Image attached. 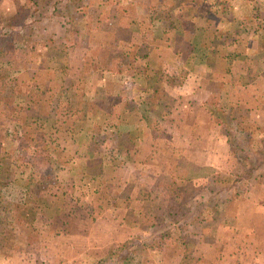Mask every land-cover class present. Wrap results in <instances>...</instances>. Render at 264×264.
Segmentation results:
<instances>
[{"label":"crops","instance_id":"obj_1","mask_svg":"<svg viewBox=\"0 0 264 264\" xmlns=\"http://www.w3.org/2000/svg\"><path fill=\"white\" fill-rule=\"evenodd\" d=\"M69 4H75L71 8L76 17L66 45L55 54L38 49L35 56L48 59L44 67L35 59L14 67L16 80L27 75L24 71H32L29 68L41 76L32 80L30 88L26 85L33 97L21 98L14 92L9 96L7 92L18 82L13 85L12 80L5 92L6 84L0 83V196L23 209L21 216L41 228L37 231L45 229L49 235V230H57L55 242L63 239L67 251L90 246L84 243L87 239L59 235L74 226L82 229L68 221L73 215L92 216L86 232L99 229L108 237L125 232L124 242L131 240L142 230L133 218V202L138 207L134 213L145 217L143 204L163 200L161 192L137 190L136 185L171 174L169 160L187 161L188 179L199 164L223 167L228 140L213 128L207 105H236L245 116L250 113L252 120L264 121V0H78ZM61 22L62 30L69 27ZM48 169L50 177L45 175ZM176 169L181 175L182 168ZM106 185L118 192L131 185L133 193L126 192L120 203H109L102 198ZM86 195L92 196V204ZM246 208L231 230H235L233 238L223 240L222 246L216 240L197 244L187 254L207 264H244L240 259L246 251L252 255L247 264H264V208L253 206L247 213ZM116 210L123 211L119 214L125 224L103 226L98 216ZM40 213L45 218L35 222ZM248 216L249 222L244 223ZM110 242L107 239L104 246ZM4 259L0 257V262ZM12 261L21 262L20 258ZM65 262L58 258V263Z\"/></svg>","mask_w":264,"mask_h":264},{"label":"rangeland","instance_id":"obj_2","mask_svg":"<svg viewBox=\"0 0 264 264\" xmlns=\"http://www.w3.org/2000/svg\"><path fill=\"white\" fill-rule=\"evenodd\" d=\"M65 0H0V28H3L6 30L8 27L7 24L12 18V16H17V21L19 24V28L15 29L18 32H21L19 36H23L24 38L21 40H17L19 49L25 46L32 47L31 53L26 61L22 62H16L14 66H11L10 64H2L0 63V67H4L8 69L10 72V75L8 73L9 82L13 81V85L15 84V81L18 82V86L20 84H23L22 88H17V85L12 87V91L9 90L8 95L12 96V94H20L19 97L23 98L22 95H27L29 99L33 97V92L30 90L29 95V88L32 85V80H35L37 78V74L34 73L32 68V71L28 70L27 72L24 71L27 75L20 76V79H17L18 71L16 72L14 70V67L18 69L21 67L22 64H25V62H31L35 59L36 63H41V65L44 67V64H47L46 61H48L47 57L38 58L37 55L35 56V52L38 51V49H47L51 50V54L59 53L65 44L66 37L71 36V33L73 34L74 30L70 28V24L73 22V19L75 16V8H71L75 4H72L71 7H69V3H77L78 0H69L64 2ZM75 1V2H74ZM82 1V0H80ZM59 3V4H56ZM61 3H64V5H61ZM64 6H67L68 10H64ZM4 8V10L2 9ZM8 8L9 12L6 10ZM10 9L12 11L16 12L13 13L10 16ZM55 12V14H53ZM53 20V21H50ZM56 20V21H55ZM61 21H65V23L69 24L68 28H62L64 25ZM25 29H24V28ZM22 28V29H21ZM53 36H56L54 38ZM56 40V42H55ZM8 47V46H6ZM37 53V52H36ZM19 57L23 55V53L18 52ZM59 58H63L59 55ZM26 65V64H25ZM37 65V64H36ZM29 66V65H28ZM20 73V72H19ZM4 74V73H2ZM12 77V78H11ZM14 77V78H13ZM1 80V78H0ZM6 84V83H3ZM11 83L9 84L8 88H11ZM26 85L29 88H26ZM11 92H14L11 94ZM223 105L226 106V108L222 107ZM222 106H215L213 105H207L206 109L211 112V109H214L215 115H219V119L212 118L213 128L218 129L219 132L222 134L225 133L224 128L226 125V120L230 122L231 120L234 121L237 119L236 122L240 124L242 128H246L250 132L253 133L254 138L262 140V143L264 142V121L263 123H259L260 120H252L250 117V113H248L246 116L244 115L243 109H241L239 106L232 105L229 106L228 104H222ZM227 113H233V117L226 118L224 123L221 122V119L223 120L224 112ZM213 117V116H212ZM253 122V123H252ZM227 128V127H226ZM258 133H262L263 135L260 136ZM229 154L226 158L227 162L223 165V167L217 168L218 165L216 163L213 164V166H202V164H199L198 171H194L192 173V179H188L189 173L185 174L184 170H189L187 167V161H185L183 158H179L177 160H169L167 163L171 165L168 169H170L172 172L169 175H161L160 179L157 180V177H151L149 179L148 183L142 184L143 181H140L136 185V189L140 190V187H143L145 191H148L149 189L152 191H159L161 192L163 196V200L159 199H152L149 200L148 204H143L141 208L147 209L145 212V217L136 215L134 211L138 210L137 201L133 202L134 211L133 212V218L135 220L140 221L139 224H142V232L138 231L136 234L131 237V240L124 242V239H126L127 235L125 232H112L111 236L108 237L107 233L101 232V230H91L89 232L85 231V227H88L90 224V220L92 218L89 216H77L73 215L69 218V222L73 221L74 225L79 224L81 228L78 226H74L69 228L70 232L68 231H60L59 235L61 234H71L70 236H75L78 240L77 241H84L83 239H87L84 243H90V246L88 250H84V248H80V250L73 248V250H66L63 247L64 240L60 239L58 242H55L56 239V231L51 232L49 230V235L45 232V229L43 231H37L41 228H35L33 224H30L29 220L25 219L24 216H21V213L23 209H19L17 204L14 202H11L15 204V213H14V227L16 228L19 235V239H17L16 242V248L13 250L18 249L17 256L13 257V252L10 253L8 256H0L5 257L4 260L6 262L1 264H63L58 263V258L65 259L66 264H207L205 261V258H202L203 261L196 262L194 258L192 259L189 255L192 254L193 248L197 246V244L203 243V242H187L185 243L183 240L172 238L169 241H163L161 238H158V235L161 233V229L154 228V223L157 221V214L160 213L161 209L167 207L170 202L177 200L179 202H188L191 200L195 195V189L194 187L190 185H200L204 184L210 177L213 175H216L218 173L227 174L230 172H233L237 170L238 163L240 164L241 161H244L245 158H247V162L250 166H252L251 161L253 163L257 164L259 160L262 158V150L264 147H259L256 145L255 150L252 151H245V153H233L231 149L234 148V143H229ZM236 145L240 144V141L236 142ZM263 146V145H262ZM249 153V154H248ZM240 161V162H239ZM205 164V161L202 162ZM182 168L181 175L178 173L179 170L176 168ZM216 167V168H214ZM174 168V169H173ZM46 170L45 168L43 171ZM242 170V169H241ZM212 172L213 174L206 177L209 172ZM264 166L260 168L258 172H263ZM240 173V172H239ZM51 171L49 169L47 170V176H51ZM206 177V178H205ZM194 178V179H193ZM157 180V181H156ZM193 181H197L195 184ZM156 182V183H155ZM250 184H246L245 186H239L238 195L235 198L234 202L230 203L229 205L225 206L223 212L219 215V218L214 222L213 229L211 230V234L209 237H211V240L209 242L215 243L214 241H219V244L222 246L223 240H229L231 239L232 233L235 232L231 231L232 228H236L238 226V221H240L239 212L246 206L245 209L246 213L248 212L250 207H261L264 208V179H262L260 182L257 180L254 182H249ZM147 186V187H146ZM107 190L104 189V194L102 195L105 201H109V203L116 202L120 203V198H124L127 194L126 192L131 191L133 188L131 185H127L125 188L126 190L124 192L117 191L115 187H109L106 185ZM164 187H166V193L164 195ZM122 193L123 195H119ZM131 193H133L131 191ZM157 196V195H155ZM78 197V196H77ZM82 197V196H81ZM86 197L90 198V196L86 195ZM158 197V196H157ZM92 198V196H91ZM88 199L87 202L92 204V200ZM151 199V198H150ZM90 200V201H89ZM86 201L82 200L80 203H84ZM244 202V203H243ZM142 204V203H141ZM162 204V205H161ZM161 205V206H159ZM106 203H101V210L105 211ZM92 205L90 206V208ZM88 208V209H90ZM87 209V210H88ZM75 211H78L75 209ZM129 211V210H128ZM119 212L123 211H111V215L108 214V216H98V219L101 220L103 223V226L106 224L107 226L109 224H113L114 228L117 226H120L118 224H125V217H120L121 214ZM152 214L151 217H149ZM259 214V213H256ZM264 215V209L261 213ZM260 214V215H261ZM262 215V216H263ZM264 217V216H263ZM261 217V218H263ZM44 219L45 216L43 214H39L36 216V221L39 219ZM49 221L50 216H48ZM97 218V217H96ZM95 218V219H96ZM124 220L123 222L120 220ZM249 216L246 217L244 223L249 222ZM94 219V220H95ZM132 219V218H131ZM133 220V219H132ZM129 222H132L128 218ZM264 221V219H263ZM62 222V221H61ZM5 221H0V243L3 241V228ZM28 224L27 228L25 227V224ZM61 224V223H60ZM264 226V225H263ZM58 227V226H57ZM93 227V226H92ZM224 228V229H223ZM81 229V230H80ZM150 229V231L148 230ZM220 232V233H218ZM51 233V234H50ZM243 235V233H242ZM70 236L65 238H71ZM48 237V238H46ZM54 237V238H53ZM238 238V237H237ZM91 239V240H90ZM108 242L112 240L111 245L104 246ZM49 240V242L47 241ZM61 240L63 241L62 244ZM90 240V241H89ZM117 241L114 242V241ZM54 242L57 243L56 246H54ZM93 243H100V247L93 248ZM244 242V241H243ZM71 243V241H70ZM207 243V242H206ZM72 244V243H71ZM144 244V246H143ZM224 248V246H223ZM219 247H217V250ZM238 250V249H237ZM183 251H187L186 253ZM219 251H222L219 250ZM228 251V250H227ZM226 251V252H227ZM64 252H68L65 254ZM189 255H188V254ZM191 253V254H190ZM217 252H215L216 255ZM230 254V252H227ZM245 256H242L240 261L242 263L247 264L249 261H251V254H247L245 251ZM12 256L14 258H20L21 262L16 263L12 261L13 259L10 257ZM10 257V258H9ZM9 258V259H6ZM127 259V262L125 261ZM1 261V260H0ZM12 261V262H11Z\"/></svg>","mask_w":264,"mask_h":264},{"label":"trees","instance_id":"obj_3","mask_svg":"<svg viewBox=\"0 0 264 264\" xmlns=\"http://www.w3.org/2000/svg\"><path fill=\"white\" fill-rule=\"evenodd\" d=\"M66 1L69 2V0H65L64 2ZM61 5H64V3H61ZM53 14H55V12ZM7 26L6 30L0 28V63L14 66L16 62H22L28 59L32 47L25 46L19 49V41L17 40L23 39L24 37L19 36L21 32L15 30L19 28L17 16H12ZM18 52L23 53V55L19 57ZM8 73L10 75L8 69L0 67V83H6V86L2 88V92L7 91L11 83V81L8 83L10 78H8ZM210 113L211 116H213L212 118H220L218 114L215 115L214 109H212ZM224 114H226L227 117L224 116L223 120L221 119L222 123H224L226 118L232 119L233 117V113H229L228 111L227 113L224 112ZM236 122L239 121L236 119L233 123L232 120L230 122L226 120L224 128V134L229 143L235 144L234 148L231 149L233 153H245V151L255 150L256 145L264 147V142L262 143V140L260 141V139L254 138L252 132L246 128H242L240 124H236ZM235 141H240V144L236 145ZM263 151L264 149L262 152ZM261 156L262 158L257 164L251 161L252 166H250L248 163L246 164L248 159L245 158L240 164L238 163L237 170L233 172L227 174L218 173L210 177L204 184L202 183L197 186L190 185L195 189V195L191 200L188 202L174 200L157 214V221H155L153 226L154 228L159 227L161 229L158 238H161L163 241L178 238L185 243L195 241L211 243L209 242L211 240L209 236L213 229L214 222L219 218V215L225 209L224 207L234 202L238 195V191L235 192V190H238L239 186L242 187L247 183L250 184L249 182H254L256 180L260 182L264 179V171L258 172L260 168L264 166V152ZM165 193L166 187H164V195ZM27 204L30 205V203ZM15 209V204L5 201L2 196H0V221L6 222L2 229L3 241L0 243V256H8L12 253L16 248L15 241L19 239L20 234H18L14 227ZM28 224L29 223L25 224L26 228ZM125 261L127 262V259Z\"/></svg>","mask_w":264,"mask_h":264}]
</instances>
